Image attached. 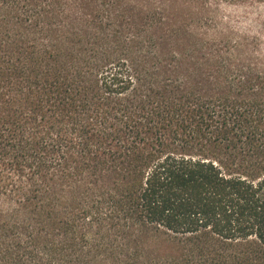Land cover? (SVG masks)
<instances>
[{
	"label": "trees",
	"instance_id": "obj_1",
	"mask_svg": "<svg viewBox=\"0 0 264 264\" xmlns=\"http://www.w3.org/2000/svg\"><path fill=\"white\" fill-rule=\"evenodd\" d=\"M250 3L0 0V264H264Z\"/></svg>",
	"mask_w": 264,
	"mask_h": 264
},
{
	"label": "rangeland",
	"instance_id": "obj_2",
	"mask_svg": "<svg viewBox=\"0 0 264 264\" xmlns=\"http://www.w3.org/2000/svg\"><path fill=\"white\" fill-rule=\"evenodd\" d=\"M218 20L234 28L244 30L249 34H262L264 24V4L250 3L243 5L220 6L218 11ZM262 48L264 49V41Z\"/></svg>",
	"mask_w": 264,
	"mask_h": 264
}]
</instances>
